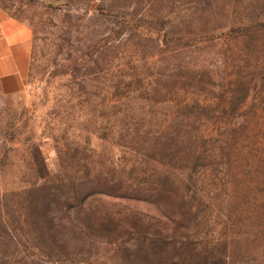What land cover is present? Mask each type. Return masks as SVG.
I'll return each instance as SVG.
<instances>
[{"label":"rangeland","instance_id":"obj_1","mask_svg":"<svg viewBox=\"0 0 264 264\" xmlns=\"http://www.w3.org/2000/svg\"><path fill=\"white\" fill-rule=\"evenodd\" d=\"M0 12V264H264V0Z\"/></svg>","mask_w":264,"mask_h":264},{"label":"crops","instance_id":"obj_2","mask_svg":"<svg viewBox=\"0 0 264 264\" xmlns=\"http://www.w3.org/2000/svg\"><path fill=\"white\" fill-rule=\"evenodd\" d=\"M8 21L4 18L0 12V48L2 51L0 55L4 57V60L9 62L8 71L13 74H24L26 69V62L22 61V57L25 56L24 52L28 47V39L25 34H15L14 39L17 42L10 41L11 39L7 38L8 35L6 33V25ZM14 36V35H13ZM12 36V37H13ZM11 37V38H12Z\"/></svg>","mask_w":264,"mask_h":264}]
</instances>
